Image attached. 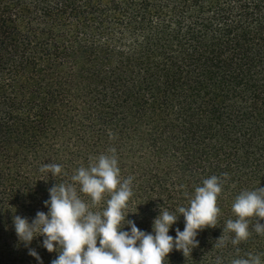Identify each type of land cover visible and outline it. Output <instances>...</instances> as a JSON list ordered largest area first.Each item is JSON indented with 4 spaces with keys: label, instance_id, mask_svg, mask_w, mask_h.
<instances>
[{
    "label": "trees",
    "instance_id": "1",
    "mask_svg": "<svg viewBox=\"0 0 264 264\" xmlns=\"http://www.w3.org/2000/svg\"><path fill=\"white\" fill-rule=\"evenodd\" d=\"M110 150L134 178L124 211L144 231L159 206L223 181L217 226L164 264H230L236 248L264 260L256 217L236 246L222 232L235 196L264 187V0H0V264H38L29 248L51 264L42 237L19 241L13 215L47 212L48 188ZM45 163L62 174L43 175ZM183 227L180 215L169 235Z\"/></svg>",
    "mask_w": 264,
    "mask_h": 264
},
{
    "label": "clouds",
    "instance_id": "2",
    "mask_svg": "<svg viewBox=\"0 0 264 264\" xmlns=\"http://www.w3.org/2000/svg\"><path fill=\"white\" fill-rule=\"evenodd\" d=\"M39 171L54 179L62 174V166L45 163ZM133 179L132 176L121 177L114 150L101 153L90 158L87 166L77 167L70 182H55L48 188V199L43 202L47 212L37 211L31 221L13 215L14 231L25 245L35 237H42V247L56 253L51 264H164V258L173 248L184 255L190 254L198 244V230L217 226L220 209L216 201L223 187L221 177L211 175L203 179L194 187L187 206H179L174 211L159 206L150 232L138 229L134 221L127 218L131 212L124 211L132 196ZM80 194L88 200L82 199ZM101 201L103 207L94 211ZM231 210L236 218L227 219L222 232L231 234L233 246L250 236L251 217H256L253 231L264 235V223L260 222L264 219V187L241 190ZM180 215L184 218V227L183 230L176 228L173 237L169 229ZM226 239L219 236L215 246L224 247ZM239 252L236 248L237 256L230 264H264L261 254L248 252L241 256ZM29 254L42 264L34 249L29 248ZM215 264H222V259L217 257Z\"/></svg>",
    "mask_w": 264,
    "mask_h": 264
}]
</instances>
